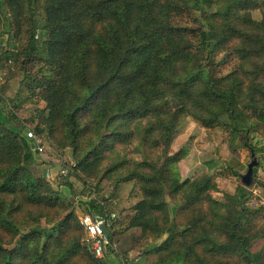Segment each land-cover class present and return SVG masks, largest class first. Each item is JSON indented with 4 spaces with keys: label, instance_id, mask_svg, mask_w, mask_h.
Wrapping results in <instances>:
<instances>
[{
    "label": "trees",
    "instance_id": "1",
    "mask_svg": "<svg viewBox=\"0 0 264 264\" xmlns=\"http://www.w3.org/2000/svg\"><path fill=\"white\" fill-rule=\"evenodd\" d=\"M39 1L38 9L37 0H0L10 28L0 62L8 72L18 64L30 96L44 102L30 128L71 146L82 180L102 173L134 182L141 198L125 228L139 227L140 241L164 235L149 250L151 264H264V251L250 249L264 238V206H245L242 182L218 198L208 171L180 180L181 151L170 149L190 114L205 127H229L256 154L264 0ZM202 3L218 8L206 13ZM220 52L234 60L228 73L217 68ZM24 126L0 120V264H108L81 244L73 212L59 217L66 205L28 169L36 152ZM165 193L177 201L173 217ZM86 212L102 215L104 206L89 200Z\"/></svg>",
    "mask_w": 264,
    "mask_h": 264
},
{
    "label": "rangeland",
    "instance_id": "2",
    "mask_svg": "<svg viewBox=\"0 0 264 264\" xmlns=\"http://www.w3.org/2000/svg\"><path fill=\"white\" fill-rule=\"evenodd\" d=\"M36 3L39 9L40 1L37 0ZM217 4L224 6V0H219ZM201 5L206 13L218 8V5L214 3L210 5L202 3ZM251 15L256 20L260 19V10L254 9ZM0 16L2 17L1 50V47L8 46V30L10 29L6 22L8 16L4 5L0 6ZM215 62L217 68L222 69L223 73H228L234 66V60H231L228 52L218 53ZM6 65L0 62L2 66L0 68V85H2L0 86V120L9 121L13 127L18 129L22 124L25 125V129H30L28 120L35 115L36 109L44 107V102L40 100L35 102L36 97L30 96L24 79L25 74L18 64L11 72H8ZM221 119L226 121L225 117ZM252 133L254 136L252 143L256 145L254 156L260 164L257 166L255 175L252 174L251 184L247 186L249 193L244 204L250 210L264 206V203H261V199L264 200V186H262L264 184V146L261 145L264 141L263 125L259 124ZM45 138L47 147L41 153L35 154L28 169L35 177L44 178L66 205L59 217L72 211L75 223L79 224L78 219L83 213V208L89 200H94L95 204L103 205L106 211L114 213L110 225L113 232L111 248L106 250L105 256L101 259L107 261L108 264H151L152 255L149 250L164 235L159 239L148 238L140 241L139 227L125 228L133 213L132 206L141 198L134 182L128 180L115 183L111 178L103 177L102 173L96 177H84L85 180H82L78 177L80 172L73 170L76 162L73 158L72 147L65 146L60 149L52 138L46 136ZM170 149L172 152L181 151L176 163L180 180L191 178L203 171L215 174L218 198L223 197L222 192L232 193L238 185H242L241 176L246 172L247 165L252 159L249 149L242 144L240 134L238 136L232 134L229 127L225 125L205 127L190 114L183 115L174 129ZM143 156L144 149L140 146L135 152V157L141 159ZM62 168L69 171L68 175L61 171ZM46 171H50L48 178H46ZM164 198L168 204L169 216L173 217L177 201L167 193L164 194ZM69 201L71 204H68ZM42 224L46 222L42 220ZM82 239L83 236L81 244L86 247ZM250 249L253 252L264 251V238H255Z\"/></svg>",
    "mask_w": 264,
    "mask_h": 264
},
{
    "label": "built area",
    "instance_id": "3",
    "mask_svg": "<svg viewBox=\"0 0 264 264\" xmlns=\"http://www.w3.org/2000/svg\"><path fill=\"white\" fill-rule=\"evenodd\" d=\"M26 135L31 140L33 150L36 153H41L45 150L47 141L43 134H38L30 128L27 130ZM61 171L66 173V175L69 173V171L64 168H62ZM49 173L50 171H46V178L49 177ZM261 203H264L263 199H261ZM113 218L114 213L106 211L105 207L104 214L102 215H93L87 212L79 215L78 223L84 231L83 243L88 250L98 258L104 257L106 250L111 248L112 236H110L109 229H111L110 225ZM103 225L106 227L107 231H104Z\"/></svg>",
    "mask_w": 264,
    "mask_h": 264
},
{
    "label": "water",
    "instance_id": "4",
    "mask_svg": "<svg viewBox=\"0 0 264 264\" xmlns=\"http://www.w3.org/2000/svg\"><path fill=\"white\" fill-rule=\"evenodd\" d=\"M31 146L33 147L32 144H31ZM251 157H252V159L247 165L246 172L241 176V181L246 186H248L251 183L253 167L257 164V159L254 156L253 152H251ZM103 229H104V231H107V229H106V227L104 225H103Z\"/></svg>",
    "mask_w": 264,
    "mask_h": 264
}]
</instances>
